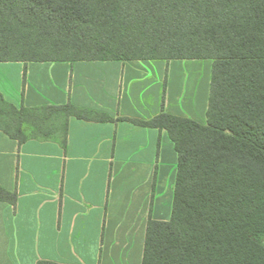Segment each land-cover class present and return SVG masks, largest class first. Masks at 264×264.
<instances>
[{"label": "trees", "instance_id": "trees-1", "mask_svg": "<svg viewBox=\"0 0 264 264\" xmlns=\"http://www.w3.org/2000/svg\"><path fill=\"white\" fill-rule=\"evenodd\" d=\"M146 59L212 71L205 125L133 121L166 130L178 154L171 218L147 222L141 264H264V0H0V62ZM71 116L92 119L0 95V131L20 143H64Z\"/></svg>", "mask_w": 264, "mask_h": 264}, {"label": "crops", "instance_id": "crops-1", "mask_svg": "<svg viewBox=\"0 0 264 264\" xmlns=\"http://www.w3.org/2000/svg\"><path fill=\"white\" fill-rule=\"evenodd\" d=\"M211 71L208 59L0 62L15 108L92 118L69 117L64 143L0 131V186L16 198L0 201V264H141L147 222L171 218L178 154L166 130L133 121L205 125Z\"/></svg>", "mask_w": 264, "mask_h": 264}]
</instances>
